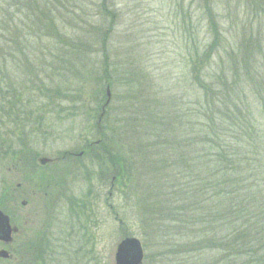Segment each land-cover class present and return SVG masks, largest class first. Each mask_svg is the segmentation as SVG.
Returning <instances> with one entry per match:
<instances>
[{
    "label": "rangeland",
    "instance_id": "rangeland-1",
    "mask_svg": "<svg viewBox=\"0 0 264 264\" xmlns=\"http://www.w3.org/2000/svg\"><path fill=\"white\" fill-rule=\"evenodd\" d=\"M70 2L59 9L61 12L50 4L53 14L47 22L49 30L43 31L56 36L45 33L36 39L30 28L24 30L20 22L24 17H16L19 51L24 47L31 58H16L8 73L2 70L4 74L0 75V136L4 139L1 152L6 153L0 159V196L5 191L6 203L3 211L22 219V223L27 221L29 208L22 205L27 200V176L32 170H41L60 179L63 185L52 184V194L59 190L66 194L65 203L38 212V218L49 213L50 219L57 222L51 231L55 246L50 248L49 264H115L117 246L127 237L140 241L143 264L218 263V252L200 257L179 252V243L187 244L189 235L176 233L175 225L169 221L152 223L142 217L128 191L121 189L117 169L124 166L126 158H140L147 146L158 148L164 142L163 132L176 148L186 149L190 164L198 162L197 152L208 154L203 138L212 121L215 134L237 144L239 156L233 157H237L242 176L249 177L251 183L264 182V174L260 173L264 165V17L255 8L251 10L246 0ZM99 9H105V17V11L100 13ZM80 23L93 35L78 29ZM78 35L90 40L83 52L73 56L67 46ZM35 46L47 50L43 64L33 56ZM224 47L231 54L221 58ZM194 55L207 57L208 77L198 76L211 85L212 93L220 91L215 75H220L228 86H235L228 98L234 107L225 106L222 111L245 115V134L239 117L221 125L218 107L211 121L203 116L195 119L196 107L206 110L209 104L195 82ZM30 71L37 74L30 75ZM107 88L111 101L104 109ZM7 89L14 90L15 97L24 104L13 115H7L11 109L6 104L10 99ZM153 110L159 113L157 121ZM102 112L103 116L108 113L102 127L107 135L103 146L95 142L103 138L97 129ZM245 137L251 139L253 147L258 145V151L253 147L239 150ZM106 146L112 150L110 158L104 153ZM94 147L98 151L96 158L90 155ZM85 150L86 154L79 157ZM38 158L60 161L43 166L38 164ZM243 159L246 161L240 168ZM255 173L262 175L254 176ZM141 184L145 187L150 182ZM11 191L16 196V206L10 200ZM87 191L96 197V202L86 221L89 213L75 212L66 203L70 197ZM209 207L207 204L205 208ZM161 227L171 230L168 233L159 230Z\"/></svg>",
    "mask_w": 264,
    "mask_h": 264
},
{
    "label": "trees",
    "instance_id": "trees-1",
    "mask_svg": "<svg viewBox=\"0 0 264 264\" xmlns=\"http://www.w3.org/2000/svg\"><path fill=\"white\" fill-rule=\"evenodd\" d=\"M246 2L251 10L255 8L260 12V17H264V0H246ZM50 4L57 8L58 12H61L59 9L62 6L70 5L71 2L70 0H0V75L4 74V70L8 73L9 67L16 63V58L20 57L21 60L23 58L26 61L31 58L24 47H21V51H19L21 39L18 36L19 31H16L18 25L16 17H24L20 20L21 24L24 23V30L30 28L31 31L35 32V38L39 39L42 34L46 33L43 30H49L47 22L53 14ZM99 10L101 13L102 10ZM98 16L104 19L106 11L104 17H101L100 14ZM81 24L78 25V29L83 30L86 35L87 33L93 35L92 31L87 30L86 25L81 26ZM98 29H95L96 33ZM46 34L56 36L51 33ZM76 38H71V46H67L74 53L73 56H78L79 53L83 52V48L87 47V41L90 40L80 35ZM80 39L84 40L85 43ZM57 46L59 50L63 49L61 45ZM15 50L20 53L15 52ZM34 50L35 60L38 58L37 63L40 60L43 64L47 58L46 48L35 46ZM223 50L225 52L220 51L221 58L231 54L225 47ZM205 53L207 52L205 51ZM206 59V55L202 57L194 55L193 58L196 70L195 82L198 84V88L204 92L206 101L209 104L206 110L199 108V106L196 107L195 119L203 116L211 121L214 109L218 107L220 110L219 117L221 118L220 124L225 123L223 121H234L235 116L239 117L241 125L244 124L242 132L245 134L243 129L247 128L245 115L238 112L234 116L231 110L222 111L225 106H229L231 109L234 107V105H231V101H228V98L230 97L229 93L235 86H228L220 75H215L213 77L220 89L215 95L212 93L211 85H207L199 77L201 74L208 77ZM67 60L65 58V62ZM43 67L49 69L48 65L44 64ZM50 68L52 69L51 65ZM106 73L108 76L110 75L108 71ZM36 74L30 71V75ZM232 84H235V81ZM7 93L10 99L6 104L11 108L8 110L9 114L7 115H13L19 109L24 108V104L21 103V98L17 99L15 97L14 90L7 89ZM228 102L230 105L227 104ZM18 105L20 106L17 108ZM152 113L153 118L157 121L159 113L155 110ZM246 115L249 118L248 113ZM107 116L108 113H105L101 119L102 122L98 118L97 129L102 132H98V134L103 136L99 143L101 146L107 139V135L102 131L105 123L104 119ZM225 116H229V118ZM163 118L167 117L163 114ZM209 126L211 129L203 138L204 144L208 147L207 149L204 145L208 154L201 155L197 152L198 162L195 161V163L190 164L186 158V149L179 150L176 148L164 136L163 132L162 139L164 142L158 148L147 146L145 153L143 152L140 158L138 156H131L129 160L126 158L124 166L117 169L123 183L121 189L125 192L128 191V195L142 217L152 223L165 224L169 221V223L175 225L176 233L183 232L189 235L190 240L187 244L181 245L179 243L177 247L180 249L179 252L184 250L185 253L197 257L207 255L208 252H212V254L218 252L220 255L218 263L213 261L211 264H264V182L251 183L249 177L244 178L242 176L244 173L237 169V161L235 160L237 157H233V155L239 156L236 151L237 144L228 143V139L225 141L215 134V126L212 121ZM249 127L248 129L251 132L252 126ZM2 142H4V139L0 136V159L6 155V153L1 152L4 149ZM239 146V150L244 152L243 150L252 148L254 143L251 139L245 137V140L240 142ZM256 147L258 148L257 144L253 148L258 151ZM138 151L140 150L137 149ZM97 152L94 147L90 151V155L95 156ZM111 152L112 150L106 146L105 155L110 158ZM202 152L204 153L203 150ZM15 156L18 157V155ZM208 157L213 158L207 161ZM109 160L112 162V159ZM245 161V159L241 160L240 168H242L241 165ZM203 166L206 168L201 171L200 167ZM261 171L264 174V165L261 166L260 173ZM260 173H255L254 176L262 175ZM146 177H149V180ZM192 180L194 181L191 184ZM147 181L150 182V185L142 187L141 183ZM207 204L210 206L209 208H205ZM221 207H223V211H221ZM159 230L168 231L169 233L171 229L161 227Z\"/></svg>",
    "mask_w": 264,
    "mask_h": 264
},
{
    "label": "flooded vegetation",
    "instance_id": "flooded-vegetation-1",
    "mask_svg": "<svg viewBox=\"0 0 264 264\" xmlns=\"http://www.w3.org/2000/svg\"><path fill=\"white\" fill-rule=\"evenodd\" d=\"M65 155L67 156L68 154ZM83 155L85 154H81L79 157ZM19 161L24 162L25 160L20 159ZM59 161L57 159H54L52 162L47 163L43 166H54ZM23 164L24 163H22L21 165L23 166ZM61 176H59L58 178H60ZM55 178V176H50L46 172H43L41 170L38 172H34L32 170V172L27 176V200L26 202L22 203L23 206H27V208H29L28 219L25 223H22V219H14L12 214H10L9 216L3 211V208H5L6 205L4 200L5 197L3 195L5 191H1L0 211L9 218V224L12 232L11 239L8 243L0 240V253L1 251L7 252L6 258H2L0 256V264H49L48 259L50 256V248H54L55 246L53 242L55 235L51 233V231L53 230L54 225L57 222H55L56 220L50 219L51 215L49 213H47V215L44 217L38 218L40 217V214H38V212L39 209L40 211H42V209L48 210L49 208H53L54 205L56 206L57 203H65L66 194L62 192V190L57 191V194H52V191L50 190V186L52 184H60V179H58L57 181V179ZM60 185L63 187L62 184ZM62 187H60L59 189H61ZM17 189H21L20 185ZM13 193L14 192L11 191L10 200L12 203H14L13 205L16 206V196ZM109 195L111 196L112 194ZM95 202L96 197L92 198L91 192L87 191L86 193H80L78 196H74L73 198L70 197L66 204L70 205L75 212L76 210H83L82 214L84 213V215H86L94 206ZM91 214L89 213L87 216H85L86 221ZM83 221L84 219L82 220V222ZM84 222L82 223V226ZM8 248H10L11 252H9ZM19 258L24 259V261L21 262Z\"/></svg>",
    "mask_w": 264,
    "mask_h": 264
},
{
    "label": "water",
    "instance_id": "water-1",
    "mask_svg": "<svg viewBox=\"0 0 264 264\" xmlns=\"http://www.w3.org/2000/svg\"><path fill=\"white\" fill-rule=\"evenodd\" d=\"M111 101L110 88H107V101L104 105L107 107ZM39 162L43 165L52 162L48 158H40ZM11 227L9 218L0 211V240L8 243L11 239ZM2 258L7 257L6 251H1ZM144 253L140 241L136 238H126L117 246L115 254V264H143Z\"/></svg>",
    "mask_w": 264,
    "mask_h": 264
}]
</instances>
